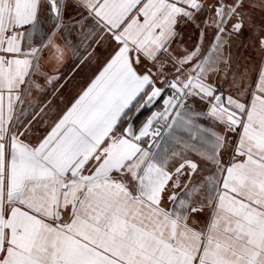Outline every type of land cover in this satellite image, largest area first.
<instances>
[{
    "label": "snow or ice",
    "instance_id": "1",
    "mask_svg": "<svg viewBox=\"0 0 264 264\" xmlns=\"http://www.w3.org/2000/svg\"><path fill=\"white\" fill-rule=\"evenodd\" d=\"M0 264H264V0H0Z\"/></svg>",
    "mask_w": 264,
    "mask_h": 264
}]
</instances>
